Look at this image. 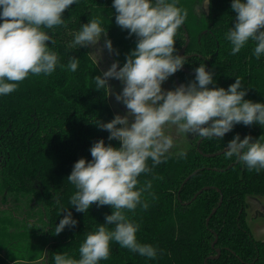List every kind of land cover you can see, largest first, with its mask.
Returning <instances> with one entry per match:
<instances>
[{"label": "trees", "instance_id": "1", "mask_svg": "<svg viewBox=\"0 0 264 264\" xmlns=\"http://www.w3.org/2000/svg\"><path fill=\"white\" fill-rule=\"evenodd\" d=\"M113 2L78 0L66 9V27L43 29L55 41L47 42L59 57L55 71L48 76L30 74L16 91L0 95V264H54L57 253L79 259L87 234L112 214L111 206L96 204L87 212H77L69 204L76 189L67 177L76 161L92 160L90 148L95 142L103 139L106 146L120 147L96 123L110 122L116 114L108 89L95 88L94 77L103 71L91 45L71 46L83 24L101 18L105 38L114 46L112 63L118 61L120 67L126 63L138 38L116 24ZM232 2L210 0L207 12L204 0H177L188 16L177 31L175 54L180 55L188 34L187 62L168 80L173 89L187 85L195 80V69L204 64L213 73L209 88L227 90L238 77L246 89L244 99L264 103V54L257 59L251 41L236 55L230 54L232 45L225 34L235 24ZM72 57L80 60L75 72L67 69ZM237 134L264 142V126L258 123L236 124L222 139L204 138L199 145L200 137L187 134L190 144L183 151L185 158L168 152L166 162L141 174L138 187L152 181L150 192L155 198L145 193L148 209L137 206L134 213L125 214L139 225L137 241L155 247L157 256H142L113 241L109 258L99 264H264V240L253 236L246 211L248 196L254 195L256 203V196H264V170L249 171L237 157L225 158L223 150ZM211 153L215 155H205ZM148 165L152 167L151 160ZM61 206L71 211L77 224L56 235V225L67 214ZM217 249L221 253L214 257Z\"/></svg>", "mask_w": 264, "mask_h": 264}, {"label": "clouds", "instance_id": "2", "mask_svg": "<svg viewBox=\"0 0 264 264\" xmlns=\"http://www.w3.org/2000/svg\"><path fill=\"white\" fill-rule=\"evenodd\" d=\"M77 2L0 0V95L16 91L30 74L48 76L55 71L59 57L47 43L55 41L43 29L66 27L63 13ZM208 3L210 0H204L203 4ZM112 6L117 13L116 24L138 38L122 67L118 61L113 62L102 76L94 77L97 90H110L109 79L123 85L115 99L125 105L127 115L117 114L107 123L96 121L110 133L108 139L118 140L120 147L106 146L103 139L95 142L90 148L92 160L76 161L67 180L76 189L69 204L77 212H87L93 204L111 206L113 211L106 215V223L87 234L79 247V259L57 253L54 264H99L109 258L113 241L142 256L156 258L155 247L137 241L139 225L125 213H134L137 206L147 210L145 193L155 198L150 192L152 181L138 187V177L166 162L173 138L165 134V126L174 125L180 133L209 140L222 139L236 124L264 126V103L244 99L246 89L241 79L237 77L227 90L209 88L214 83L213 73L204 64L195 69V80L189 84L162 89V84L187 62L185 56L175 54L177 31L188 16V10L179 7L177 0H114ZM231 9L236 13L235 24L225 34L232 45L230 54L236 55L251 41L255 44L253 55L259 59L264 54V0H233ZM101 25V18L83 24L71 46L97 45L102 36H107ZM104 47L110 53L114 51L111 40L106 39ZM79 63L72 57L67 69L75 72ZM224 155L228 159L237 157L249 171L264 170V142L260 139L253 142L251 136L241 139L237 134L228 142ZM178 156L185 158L186 153L181 151ZM55 203L60 205V200ZM65 211L67 214L56 225V235L66 226L77 224L71 211L61 206V212ZM109 224L115 227L110 229Z\"/></svg>", "mask_w": 264, "mask_h": 264}, {"label": "rangeland", "instance_id": "3", "mask_svg": "<svg viewBox=\"0 0 264 264\" xmlns=\"http://www.w3.org/2000/svg\"><path fill=\"white\" fill-rule=\"evenodd\" d=\"M105 36H102L97 45H91V54H93L94 59L98 62L103 72L107 71L112 64L113 52H109L105 44ZM114 49V46L112 44ZM102 50V51H99ZM108 84L110 85L109 93V101L115 112V114H119L121 116L127 115V109L122 102H118L115 99V96L122 92L123 85L117 79H109ZM162 89L172 90L171 84L169 80L165 81L162 84ZM131 121V118H130ZM165 134L170 135L173 138V147L169 150V152H181L188 149L190 142L187 134L180 133L176 126L167 125L165 126ZM259 198L258 202H255L254 195L248 196L246 199V211H247V219L250 229L252 231L253 236L256 239L264 240V196H256ZM15 264H45V261H37L30 263H15Z\"/></svg>", "mask_w": 264, "mask_h": 264}, {"label": "water", "instance_id": "4", "mask_svg": "<svg viewBox=\"0 0 264 264\" xmlns=\"http://www.w3.org/2000/svg\"><path fill=\"white\" fill-rule=\"evenodd\" d=\"M204 8H205V10H206L207 12H209V10H210L209 3H208V4H204ZM186 36H187L186 44H185V46H184V47L181 49V51H180V55H181V56H184V52H185L186 47H187V45H188V43H189V37H188V34H187ZM182 69H183V67H182ZM175 78H176V81H177V83H178V79H177V77H175ZM178 84H180V83H178ZM201 139H202V138L199 139L198 145H199ZM226 149H227V148H226ZM226 149L223 150V151H226ZM219 153H220V152H219ZM205 155H207V156H213V155H215V153L205 154ZM197 171H198V170H195L192 174H190V175L184 180L182 186H183L184 183H186L187 180H188L193 174H195ZM208 188H209V187L206 186V187L200 189V190L194 195V197H193L192 199H195V198H196V197H197V196H198V195H199L204 189H208ZM188 203H189V202H188ZM215 210H216V209H214L213 211H215ZM216 240H217V238H216ZM216 240H215V241H216ZM214 243H215V242H214ZM214 243H213V245H214ZM217 251H218V254H217L216 256H214V257H219V255H220V253H221V250H220V249H217Z\"/></svg>", "mask_w": 264, "mask_h": 264}]
</instances>
